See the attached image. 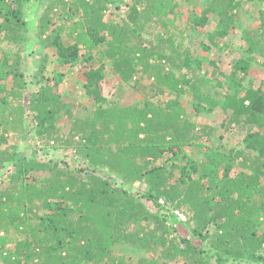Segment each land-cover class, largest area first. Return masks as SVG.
I'll use <instances>...</instances> for the list:
<instances>
[{"label": "trees", "instance_id": "trees-1", "mask_svg": "<svg viewBox=\"0 0 264 264\" xmlns=\"http://www.w3.org/2000/svg\"><path fill=\"white\" fill-rule=\"evenodd\" d=\"M33 1L39 2L0 0V50L20 48L13 60L0 51L4 262L264 264V85L244 87L240 72L256 57L264 66V0H210L183 27L179 0H47L31 27L26 13ZM121 5L126 11L119 21L108 20L110 9ZM245 5L258 14V25L243 32L251 58L221 81L217 68L203 71L185 37L216 16L205 48L219 47ZM32 29L61 66L87 55L90 110L67 103L56 80L29 93L18 65ZM108 66L120 87L135 82L141 104L116 108L102 96ZM185 96L197 112L221 109L224 126L246 128L244 148L204 147L216 128L190 117ZM20 129L35 131L46 147L73 149L86 167L20 158L13 138ZM196 145L205 151L191 156L187 149ZM104 170L141 190L115 187Z\"/></svg>", "mask_w": 264, "mask_h": 264}, {"label": "rangeland", "instance_id": "rangeland-1", "mask_svg": "<svg viewBox=\"0 0 264 264\" xmlns=\"http://www.w3.org/2000/svg\"><path fill=\"white\" fill-rule=\"evenodd\" d=\"M129 1L125 0L127 4H130ZM209 1L179 0L180 7L178 13H180V18L183 20L181 26H185L193 13L199 14L207 6ZM46 4L47 0H39V2L35 1L28 7L26 17L31 27L40 19ZM245 6L242 10V17L239 20L238 26L232 29L231 33L221 41L219 47L205 48L209 46L207 40L208 33H212L217 29L218 19L216 16H211L209 22L199 31L187 32L185 37L186 46L190 47L193 54L202 62L203 71L212 73L217 68L221 74L219 76L221 81H225L233 72L239 70L237 68H239L241 62L250 61L251 58L247 44L243 40V32L247 28L258 25V14L252 10L250 5ZM124 11H126L124 5L118 8L112 7L107 13V19L119 21L117 16H120ZM220 47H222L221 50ZM0 51L1 53H7L6 55L13 60L15 58V52H20V48L18 49L14 45H3ZM20 55L21 58L19 59L20 64L18 67L24 73L29 93L35 92L39 87L46 85V83L54 85L56 80V83L59 84L56 91L61 94L67 103H84L86 106H89V98L84 89L87 81L86 72L89 70V66L87 55L84 52H81V56L72 66H61L57 61L55 50L42 46L39 37L36 35V31L32 29L29 40L24 44ZM262 63L263 59L256 57L244 70L240 71L242 72V76H246L245 81L242 82L244 87L254 85L256 88H259L264 85V66ZM10 69L12 70V67ZM106 73V79L101 83V93L110 102V105L116 108H123L141 104L145 100L144 96L133 88L135 82L120 87V81L110 66L107 67ZM41 76H45L49 82L46 80L43 82ZM183 104L187 108L190 117L198 125H210L216 128L212 139L204 147L220 148L226 151L230 149L242 150L244 148L242 142L247 134V129L239 126H224L226 116L221 109H217L211 113L197 112L194 110L190 96H185ZM90 109L91 107L89 106L88 110ZM88 113L89 111H83L84 115H88ZM62 122L65 125L64 129L68 130L71 126L70 121L65 119ZM13 138L15 141H18L20 148L18 154L22 159H33L50 164L57 163L62 167H69L76 170H82L86 167L85 158L76 156L73 149L65 150L55 147L53 144L46 147L44 143L37 140L35 131L24 132L20 129L16 132V138ZM204 147L196 145L194 150H190V148L187 150L192 156L198 154L197 152L200 149L205 151ZM196 158L198 160L201 159L197 156ZM101 175L107 178L115 187L122 186L132 192L141 190L122 183V180L118 176L109 173L108 170L102 171ZM28 180L31 181V177ZM262 183L264 184V177L262 178ZM12 247L14 248L13 245H10L7 249L13 250ZM120 248L121 250L124 249L123 246H119L116 249L119 250ZM0 264H6L1 256ZM173 264H185V261L180 259Z\"/></svg>", "mask_w": 264, "mask_h": 264}]
</instances>
